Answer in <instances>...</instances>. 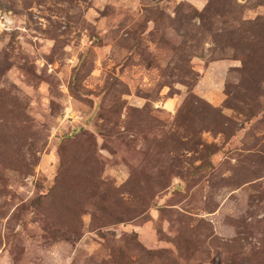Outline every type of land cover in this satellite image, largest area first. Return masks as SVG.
<instances>
[{"label": "rangeland", "instance_id": "374dc122", "mask_svg": "<svg viewBox=\"0 0 264 264\" xmlns=\"http://www.w3.org/2000/svg\"><path fill=\"white\" fill-rule=\"evenodd\" d=\"M0 264H264V0H0Z\"/></svg>", "mask_w": 264, "mask_h": 264}]
</instances>
